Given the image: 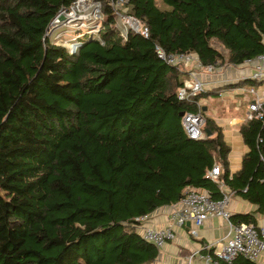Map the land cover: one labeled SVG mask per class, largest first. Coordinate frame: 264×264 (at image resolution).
Instances as JSON below:
<instances>
[{
	"label": "trees",
	"instance_id": "16d2710c",
	"mask_svg": "<svg viewBox=\"0 0 264 264\" xmlns=\"http://www.w3.org/2000/svg\"><path fill=\"white\" fill-rule=\"evenodd\" d=\"M71 1L0 0V191L9 194L0 195V264H152L158 250L135 218L188 187L213 200L228 191L254 206L229 219L255 224L264 214V102L261 117L238 125L245 151L230 172L222 128L196 105L219 88L178 99L181 73L154 45L201 65L239 64L264 50V0H127L148 37L124 39L98 0L96 35L61 26L50 42L51 21ZM66 42L78 45L70 52ZM197 109L209 135L190 139L179 112Z\"/></svg>",
	"mask_w": 264,
	"mask_h": 264
},
{
	"label": "built area",
	"instance_id": "2783aa9c",
	"mask_svg": "<svg viewBox=\"0 0 264 264\" xmlns=\"http://www.w3.org/2000/svg\"><path fill=\"white\" fill-rule=\"evenodd\" d=\"M126 1L106 0L116 19L117 26L120 28L122 39L128 31L138 33L144 38L148 37V27L135 16L127 13ZM100 7L101 4L98 0H72L68 8H61L57 12L50 27L53 24L58 27L66 26L78 30L85 27L86 32L84 33L89 36L96 35L102 28L104 18ZM66 44H69L67 49H70V52L74 51L78 45L74 42ZM154 50L156 56L168 64L193 63L196 70L189 71L188 79L183 80L181 86L176 90V97L180 100L205 90V80L201 78L202 73L203 76H207L209 73H220L225 68L247 66L250 70L248 78L256 81L264 79V50L251 58L244 59L239 64L228 63L224 65H219L218 61L201 65L197 58L190 53L167 54L158 45H154ZM247 91L254 95V99L248 103L245 120L251 117H261V103L258 96L252 88H248ZM196 105L199 108V105ZM180 117L182 129L188 138L201 139L205 136L203 131L204 119L199 109L195 112H183ZM218 173L219 165L213 164L208 171V176L215 179ZM230 197L231 194L228 191H222L221 197L213 200L209 198L205 190L188 187L177 201L168 205V216L164 227L154 228L148 225L145 221L146 214L135 218L137 223L134 225V229L143 240L151 243L158 250L166 242L174 239L175 227L189 223L188 234L195 236L198 227L202 225L205 219L218 217L225 222L227 227L223 236V243L219 249L206 247L204 252L197 253L198 264H234L237 257L255 262L260 255L264 260V222L258 225L232 222L229 219L230 211L228 209ZM193 256L194 252L189 255L187 264H190L189 260Z\"/></svg>",
	"mask_w": 264,
	"mask_h": 264
},
{
	"label": "crops",
	"instance_id": "0c3cea01",
	"mask_svg": "<svg viewBox=\"0 0 264 264\" xmlns=\"http://www.w3.org/2000/svg\"><path fill=\"white\" fill-rule=\"evenodd\" d=\"M250 70L247 66L241 68H225L220 73L215 75L203 76L205 80V90L211 88H219L216 100H222L224 104L222 110L225 108L230 110L228 118H217L211 114L215 123L222 128L223 140L229 146L227 154L228 169L233 172L239 168L240 157L245 151V146L242 144L238 134V125L245 120L244 115L247 111L248 103L253 101L254 95L247 91L252 88L259 98V102H264V87L257 85L264 83V79L259 80L255 84L243 83L241 80L248 78ZM236 95L235 99L231 95ZM240 103V104H239ZM241 106V109L238 107ZM221 110V109H220ZM233 201L228 204V209L231 212H248L254 206L241 200L237 201L232 197ZM237 198V197H236ZM250 207V210H247ZM168 206L159 207L145 218L148 225L154 228H162L165 226L168 216ZM255 224L264 222V214L262 212H255ZM189 223L180 227H175V237L173 240L166 242L160 249L152 264H187L190 254L194 252V256L190 258V264H198L196 257L197 253L204 252L206 247L209 249H219L223 243V236L226 233L227 227L225 222L218 217H209L205 219L197 229V234L191 236L188 234ZM242 257H237L234 264H264L262 255H260L255 262L246 263Z\"/></svg>",
	"mask_w": 264,
	"mask_h": 264
},
{
	"label": "rangeland",
	"instance_id": "374dc122",
	"mask_svg": "<svg viewBox=\"0 0 264 264\" xmlns=\"http://www.w3.org/2000/svg\"><path fill=\"white\" fill-rule=\"evenodd\" d=\"M59 27L58 26H55V24H53L49 30H47V38L50 39L51 41L50 42H56L57 40V37L59 36V33L56 29H58ZM56 39V40H55ZM58 43V42H56ZM68 43V42H66ZM64 44L66 48L69 47V44ZM70 50V49H69ZM224 64H228V63H224ZM224 64H219V65H224ZM193 63H180L179 65H176V67H178L179 69V72L181 73V79L182 81L185 80V79H188V73L189 71H193V70H196L194 67H193ZM216 73H209L207 74V76H210V75H215ZM206 76V77H207ZM201 78H203V73L201 75ZM259 87H264V83H261L259 85H257ZM212 89H215V88H211L210 90ZM231 98L232 99H235L236 98V95H231ZM197 104L199 105V107H205L204 109V114L206 116H209L211 117V114L212 115H215L217 118H228L230 117L229 116V113H230V110H227L226 108L224 110H222L221 107L224 106V104L222 103V100H216V97L214 96H209V97H205V98H200L198 99L197 101ZM240 104V103H239ZM247 106V105H246ZM221 109V110H220ZM238 109H241V106L238 107ZM245 117V115H244ZM0 195L3 197V198H7L9 196V194L7 192H4V191H0ZM235 199L237 201H241L238 199V197ZM233 201V198H229V203ZM247 210H250V207L247 209Z\"/></svg>",
	"mask_w": 264,
	"mask_h": 264
},
{
	"label": "water",
	"instance_id": "95a60500",
	"mask_svg": "<svg viewBox=\"0 0 264 264\" xmlns=\"http://www.w3.org/2000/svg\"><path fill=\"white\" fill-rule=\"evenodd\" d=\"M205 107H202V110H204ZM183 114V112H179V116H181ZM203 131L205 132L206 135H209V131L207 129H203Z\"/></svg>",
	"mask_w": 264,
	"mask_h": 264
},
{
	"label": "bare ground",
	"instance_id": "6f19581e",
	"mask_svg": "<svg viewBox=\"0 0 264 264\" xmlns=\"http://www.w3.org/2000/svg\"><path fill=\"white\" fill-rule=\"evenodd\" d=\"M192 97H194V96H192Z\"/></svg>",
	"mask_w": 264,
	"mask_h": 264
}]
</instances>
